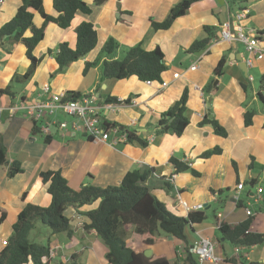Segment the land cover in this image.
<instances>
[{
  "label": "crops",
  "instance_id": "1",
  "mask_svg": "<svg viewBox=\"0 0 264 264\" xmlns=\"http://www.w3.org/2000/svg\"><path fill=\"white\" fill-rule=\"evenodd\" d=\"M84 1L92 11H78L70 27L47 25L43 40L34 49V55L40 57L41 62L27 81H12L13 76L23 75L28 70L30 61L26 47L9 38L0 39V89L11 86V93L0 94L3 107L0 146L7 155V162L0 165V216L2 211L6 212L0 223V248L25 207L21 199L24 192L35 189L34 203L50 204L47 185L36 186L41 171L60 170L69 185L79 189L87 184L118 185L129 171L143 165L153 170L147 185L173 213L187 216L177 194L190 206L202 203L212 211L211 219L207 215L203 222L187 227L188 246L199 237H208L217 243L215 253L220 261L203 264H264V244L241 248L236 253V246L221 237L216 218L236 225L250 217L246 213V208L250 207L254 212L250 230L264 233V191L258 192L259 188L264 189V103L258 94L264 58L258 59L248 53L243 44L226 41L220 34L221 23L235 20L236 12L246 10L248 17L243 23L256 30L260 46L264 48V0H195L186 14L175 19L168 29L159 30L152 28L150 19L163 21L180 0H104L100 5L95 0ZM21 3L22 0H0V28L14 16ZM43 5L47 13L56 14L53 0H43ZM82 21L93 23L97 44L85 57L59 71L54 56L57 46L66 41L75 47V28ZM34 23L38 27L43 23L37 12ZM206 27L212 28L211 34ZM209 36L211 42L206 49L189 51L193 42ZM110 37L121 44L116 57L121 55L122 48L139 42L147 50L159 45L167 64L162 82L167 85L162 87V82L158 81L148 83L136 76L103 79L100 65L84 72L86 63L99 58ZM251 56L253 65L249 66L246 61ZM222 57H225L223 71L215 76V67ZM193 64H196L194 69ZM209 82L215 87L212 94L205 91ZM46 83L50 84V94L75 91L89 97L103 119L136 128L147 145L116 142L113 133L107 141L93 140L71 128L62 131L52 127L48 134H35L34 122L21 110L12 114L10 107L22 101L46 99L42 90ZM185 89L189 124L184 132L179 137L172 132L155 134L154 127L161 115L180 99ZM110 96L121 103L106 102ZM124 100L129 102H122ZM247 109L255 110L253 122L248 126L244 123ZM55 115L60 120L72 121L71 117L64 118L61 111ZM205 116L215 117L226 129L227 136L215 133L211 125H200ZM215 147L221 148L220 154L202 157L205 151ZM172 157L185 161L198 175L189 171L176 173ZM14 161L20 162L23 171L12 176L10 166ZM163 182L169 183V190L163 187ZM240 183L244 187L239 191ZM237 194L239 200L235 198ZM82 209L88 210L90 206ZM68 216L73 218V234L70 237L65 233L50 234L54 252L50 264H68L74 253L78 256L77 264H110L96 232L83 228L84 217L73 209ZM62 235L68 238L66 242L59 238ZM136 237L133 240L137 243L129 245L141 252L151 249V255L164 256L172 264L182 262L187 255L183 242L171 237L161 235V241L150 247ZM51 239H56L57 243ZM240 256L245 263L229 261Z\"/></svg>",
  "mask_w": 264,
  "mask_h": 264
},
{
  "label": "trees",
  "instance_id": "2",
  "mask_svg": "<svg viewBox=\"0 0 264 264\" xmlns=\"http://www.w3.org/2000/svg\"><path fill=\"white\" fill-rule=\"evenodd\" d=\"M104 0H95L100 5ZM195 0H180L175 4L168 16L163 21L150 19L154 30L168 29L173 21L186 14L191 4ZM53 7L56 14H49L44 10L43 0H22L14 16L0 28V39L9 38L12 41L20 42L26 47V56L30 61L28 70L23 75H15L12 81H27L35 73L41 58L34 55L35 47L43 40L46 27L50 23H55L62 28L70 27L76 13H90L91 7L84 0H53ZM39 13L43 18L41 26L34 23L35 13ZM211 34L212 28L206 27ZM76 45L71 47L66 41L60 42L55 53V60L59 65V71L66 69L71 63L85 57L97 44V30L93 23L89 21L80 22L76 28ZM211 42V37L193 42L190 52H201L206 49ZM121 50V44L110 37L106 40L101 49L100 56L93 62L85 65L84 72L90 67L100 65L101 77L103 79H125L136 76L140 80H150L162 82V74L167 69L165 54L161 47L157 45L151 50L144 48L139 42L134 46L122 48V57H116ZM104 57V59H103ZM225 64V57H222L214 70V75L222 73ZM10 85L5 89H0L1 93H11ZM215 87L212 82L205 86L207 93H213ZM259 97L264 103V74L260 77L258 91ZM82 95L79 92H66L65 100L79 99ZM188 91L185 89L180 97L166 112H164L154 127L155 134L160 135L172 132L176 136H181L189 124L187 115ZM106 102H119L116 97H107ZM128 103L129 100L122 101ZM255 110L247 109L244 113L245 125H251ZM107 128L118 126L127 136L126 142H136L142 146L147 145V141L142 138L136 128L109 122L104 119ZM200 125H211L218 135L227 136L226 129L215 117L205 116ZM33 132L39 133V125L34 122ZM220 147L207 150L202 157L208 158L221 153ZM7 162V155L4 147L0 146V165ZM175 166V172L189 171L198 175V171L188 165L185 161L175 157L171 158ZM23 171L20 162L14 161L10 166L12 176ZM153 175L152 168L143 165L129 171L120 184L100 187L93 184L81 186L74 189L69 185L67 178L60 170L47 169L41 171L37 178V188L47 185V191L51 196L48 206L34 203L33 197L35 189L26 191L21 199L25 202V207L20 211L13 230L4 246L0 248V264H50L52 247L50 242L44 244L31 237L33 231L39 226L50 229L51 234L65 233L67 236L73 234V218L67 216L65 211L71 208L84 217L83 228L87 231L94 230L97 238L106 248V259L110 264H172L164 256H146L144 252L138 251L137 247L128 245L124 237L133 233L135 238L146 246H153L161 241V233L175 240L181 241L186 250V257L178 264H198L192 252V245L188 246L187 227L203 222L207 218L204 210H190L187 216H179L173 213L167 205L161 201L147 185L148 180ZM163 187L167 190L170 185L163 182ZM213 194L222 193L212 191ZM241 203V201H239ZM97 205L88 210H83L85 206ZM6 212L2 211L0 223L5 219ZM217 218L218 230L221 237H224L234 246L249 248L264 244V233L253 232L250 225L253 217L250 216L244 222L236 225H229ZM131 228L133 229L131 231ZM134 238V240H135ZM77 254H72L68 264H77ZM234 263H245L243 257L230 258Z\"/></svg>",
  "mask_w": 264,
  "mask_h": 264
},
{
  "label": "built area",
  "instance_id": "3",
  "mask_svg": "<svg viewBox=\"0 0 264 264\" xmlns=\"http://www.w3.org/2000/svg\"><path fill=\"white\" fill-rule=\"evenodd\" d=\"M248 17L246 10H240L235 14V20L227 19L220 24L221 37L229 42H239L244 45L245 50L251 55L258 59L264 58V48L260 46V39L258 33L251 26L243 23V20ZM247 65H253L252 56L247 59ZM191 68H196V64H193ZM252 80V77H250ZM148 83L152 81L148 80ZM162 87H165L167 83L162 82ZM50 84L46 83L43 85L42 90L46 99L36 100L34 102L22 101L18 105L10 107V111L14 114L16 111H23L25 116L30 118L33 122H40L39 130L41 133L48 134L52 127L60 130L71 128L75 131H81L93 140L107 141L110 138V134H114V141H127L126 134L116 125L107 128L104 125V119L98 112V106L92 103L89 97H81L79 99L65 100L66 93H51ZM3 111V107L0 105V113ZM57 111H61L67 116L73 117L72 121L60 120L54 118L53 120H44L47 115L55 116ZM243 183L237 185V189L240 191L243 189ZM263 188H259L258 192L262 193ZM178 193V192H177ZM178 201L181 206L189 212L190 210H202L204 204L199 203L194 206L188 205V203L181 199L180 195L177 194ZM237 200L240 199L239 194L235 196ZM248 216L254 214L250 207L246 208ZM217 243L208 237H199L192 244V252L196 256L198 264L204 262L216 263L220 261L215 253ZM241 247L236 246L235 252L238 253ZM54 256V252H51Z\"/></svg>",
  "mask_w": 264,
  "mask_h": 264
},
{
  "label": "rangeland",
  "instance_id": "4",
  "mask_svg": "<svg viewBox=\"0 0 264 264\" xmlns=\"http://www.w3.org/2000/svg\"><path fill=\"white\" fill-rule=\"evenodd\" d=\"M118 57H122V53L121 55H119ZM70 116H67V115H64V118H69ZM54 118H57L56 115L53 116V115H47L44 120H53ZM72 120L74 119L73 117H71ZM67 121H70V120H67ZM96 204H92L90 206V208H93L95 207ZM204 211L207 213V215L209 216L208 218L211 219L212 218V211L210 209H206L204 208ZM71 212V208H68L66 211H65V214L68 216ZM50 234H51V231L49 228L45 227V226H41L39 225L32 233L31 237H34L37 241L39 242H42L44 244H48L49 243V237H50ZM163 235V233H161ZM60 239H62V241H67V237L65 235H62L59 237ZM135 238L134 234L133 233H129L128 235H126L124 237V240L126 241V243L129 245V244H132V243H137V240L134 241L133 239ZM53 240V239H51ZM52 244V242H50ZM53 243H57V240L54 239L53 240ZM166 245L168 244V242L165 243ZM52 263H55L54 261ZM65 263V262H64ZM56 264V263H55ZM58 264V263H57ZM61 264V263H59Z\"/></svg>",
  "mask_w": 264,
  "mask_h": 264
},
{
  "label": "water",
  "instance_id": "5",
  "mask_svg": "<svg viewBox=\"0 0 264 264\" xmlns=\"http://www.w3.org/2000/svg\"><path fill=\"white\" fill-rule=\"evenodd\" d=\"M144 254L146 255V256H151V254H152V250L151 249H148V250H146L145 252H144Z\"/></svg>",
  "mask_w": 264,
  "mask_h": 264
}]
</instances>
